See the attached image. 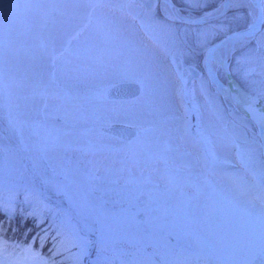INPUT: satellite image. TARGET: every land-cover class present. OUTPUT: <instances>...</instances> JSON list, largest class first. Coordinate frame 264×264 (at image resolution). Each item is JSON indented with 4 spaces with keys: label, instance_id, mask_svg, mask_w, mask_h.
I'll use <instances>...</instances> for the list:
<instances>
[{
    "label": "rangeland",
    "instance_id": "obj_1",
    "mask_svg": "<svg viewBox=\"0 0 264 264\" xmlns=\"http://www.w3.org/2000/svg\"><path fill=\"white\" fill-rule=\"evenodd\" d=\"M153 1L0 0V214L32 231L14 239L0 220V264H264L255 130L203 74L184 101L169 60L194 61L247 11L195 25ZM172 1L186 14L217 3ZM262 9L258 52L237 59L247 80L264 76ZM128 79L136 95H105ZM120 122L138 132L99 129ZM33 238L51 260L7 256Z\"/></svg>",
    "mask_w": 264,
    "mask_h": 264
},
{
    "label": "water",
    "instance_id": "obj_2",
    "mask_svg": "<svg viewBox=\"0 0 264 264\" xmlns=\"http://www.w3.org/2000/svg\"><path fill=\"white\" fill-rule=\"evenodd\" d=\"M136 1L140 3L141 5L151 7L153 4V0H131ZM256 10V18L254 21L250 20V22L245 25L244 27H241L237 30H232L229 32V34L225 35L223 39L230 38L231 36L240 35V34H249L251 31H254L255 28H257L261 22L262 17V9L261 5L264 4V0H253ZM157 2L165 7H168L167 10L171 14L170 19L172 20H178L184 23H198L202 21H207L208 19L217 17L219 14L224 12L225 9L229 6V0H219L218 4L207 11L203 13H199L197 15L192 14H185L182 13L177 5L172 2V0H157ZM218 43V42H217ZM232 46H230L231 48ZM230 50V49H229ZM218 55V54H217ZM216 55V56H217ZM214 56V60H216L218 63L222 64L223 72L226 75V85L227 92L225 93L226 96L232 101V103L236 104V106L243 112L247 113L250 118L253 120V122L256 124L257 134H259V142L261 144V151L260 154H262V164L264 169V123L260 119L261 114L257 113L256 110V104L254 103L253 108H249L245 101L243 99H240V97L237 95V93H230L232 89H234L232 83L236 85V88L240 91V93H244L246 95V92L242 90L237 83L230 77V73H228L227 66H226V60L224 58L219 56ZM170 60L174 63L176 72L178 76H180L181 86H182V93L185 99H187L186 93L188 89V80L189 76H181L179 75V65H178V57L177 56H171ZM140 84L138 81L135 80H118L114 83H108V85L105 87V95L110 98H128L129 96L132 97L136 95L140 91ZM236 89V90H237ZM244 98H246L244 96ZM99 129L101 131L112 133L113 136L117 138H122L124 140H129L131 136L133 137L138 130L132 125H127L124 123H110V124H100ZM136 217L138 219H143L144 213L138 212L136 214Z\"/></svg>",
    "mask_w": 264,
    "mask_h": 264
},
{
    "label": "flooded vegetation",
    "instance_id": "obj_3",
    "mask_svg": "<svg viewBox=\"0 0 264 264\" xmlns=\"http://www.w3.org/2000/svg\"><path fill=\"white\" fill-rule=\"evenodd\" d=\"M232 1L233 0H230L229 7L226 10H224L223 13L219 14L218 16L227 14L228 13V9H230V8H236V7L240 6L238 4H233ZM136 3H138V2H136ZM217 3H218V0H217ZM138 4H140V3H138ZM142 6H144V5H142ZM218 16L215 17V18L209 19L208 21L203 22V23H207L208 24L209 22H212L213 20L218 19ZM247 16H248V19H249L248 11H247ZM248 19L246 20V22H243V23L239 24L238 26H232L229 29L221 30V29H223L221 27V29L219 31V34L217 36L210 38L209 41L206 42V44H204L202 47H199L200 49H199V53H198L199 55H198L197 59H195L194 61H192L190 63L195 66L196 75L199 76L200 74H203V76H205L206 82L208 84V88L211 89V91H213V92L215 91L216 93H218L215 90L217 84L214 82L213 79H210L209 74L207 72V69H209L210 66L213 65L214 68H213L212 71H213V74H214L216 80L218 79V80L225 81L224 80L225 76H224V73L222 71L220 63L214 61L213 58H211V57L209 58V55L206 54L204 51L209 47V53H211V56L213 54H215L214 56H216L218 54L217 56H219V57L224 56L225 60H226V63H227L228 72L230 73V76H231V79H233L235 81V83H237L238 86L242 90H244L246 92V95L244 93L243 94L240 93V91L236 88L235 84L232 83L231 85H233V87L237 89L235 91H237V93L241 96V98L243 96L246 97L245 103L247 104V106L249 108L250 107L253 108L254 103H256L257 106H260L259 103L255 102L254 99H252V95L253 94L256 97L259 98L260 102L264 103V76L262 78L261 77H251L250 76L252 78V80L251 79L247 80L245 78V76H244V72H241V70L238 71L239 66H241V62H238L237 59L239 57H241V55H242V58L246 59L247 57H250L252 53L256 54L258 52V50H256L257 47L255 45V42H256L255 41V37H256L257 32L259 31L260 27H258L256 29V31L250 37L242 39L241 37L231 36L230 38H226V39L220 40V43H218V44H213L214 42H216L219 39H221V37H223L226 34H228L230 31H232L234 29L235 30L236 29H240V27L244 26L248 22ZM198 24H200V23H198ZM221 24H224V22L221 23ZM214 26H218V24L215 23ZM230 43L233 44V46H232L233 48L231 47L230 48V52L228 51L229 53H227L226 52V48H227V45L229 46ZM224 45H225V48H224ZM240 47L243 48L242 50H246L247 53L243 54V52H241L238 55H234L235 51L238 48H240ZM221 49L222 50L225 49V50L222 51ZM190 63H188V62L187 63L184 62V64L182 63L184 72L186 71L187 64H190ZM252 65H253V63H252ZM251 71L247 70V72H250V74H251ZM249 82H250V84H249ZM229 103L232 105V107L234 109V112H236L237 114H240V116L244 117L245 120H246V124H248L251 128H253V130H255V134H256L257 140L259 142V136L257 134L256 126L252 122L251 118H249V116L247 114L241 112L235 104H232L230 101H229ZM260 109L261 110H259V113L262 114V117H263V120H264V105L261 106Z\"/></svg>",
    "mask_w": 264,
    "mask_h": 264
},
{
    "label": "trees",
    "instance_id": "obj_4",
    "mask_svg": "<svg viewBox=\"0 0 264 264\" xmlns=\"http://www.w3.org/2000/svg\"><path fill=\"white\" fill-rule=\"evenodd\" d=\"M2 219V225H4V228H2L5 232L8 231V232H14L16 234H22V236L26 239V240H29L28 236L32 231H28L26 230L25 233H23V222L22 223H14L12 220L11 221H8L7 219L4 218V215H1L0 214V220ZM0 226H1V223H0ZM19 234V235H20ZM21 236V237H22ZM34 239V238H33ZM32 248H35L37 249L39 252V255H41L42 257H45L47 258L48 260H51V258L53 257V254H51V249L48 248V242L47 241H41L39 240L38 238H35L34 241L32 242ZM50 255H51V258H50Z\"/></svg>",
    "mask_w": 264,
    "mask_h": 264
},
{
    "label": "bare ground",
    "instance_id": "obj_5",
    "mask_svg": "<svg viewBox=\"0 0 264 264\" xmlns=\"http://www.w3.org/2000/svg\"><path fill=\"white\" fill-rule=\"evenodd\" d=\"M233 1H235V3L234 4H238V5H240V6H243L247 11H248V13H249V15L250 16H253L254 14H255V10H254V2H253V0H233ZM153 3H154V1H153ZM152 3V4H153ZM158 3V2H157ZM159 4V3H158ZM161 5V4H160ZM237 5V6H238ZM153 6V5H152ZM163 6V5H162ZM242 7V8H243ZM167 8L168 7H165V6H163V9H164V11H165V13L168 15V17H170L171 16V14L169 13V11L167 10ZM238 37V36H237ZM226 43V42H225ZM230 45V44H229ZM221 47V46H220ZM227 47H228V45H227ZM224 48H225V45H224ZM220 49V48H219ZM222 50V49H221ZM223 50H225V49H223ZM222 50V51H223ZM229 52H230V50H229ZM222 53V52H221ZM213 70V69H212ZM211 70V74H212V79L214 80V82L216 83V79H215V76H214V74H213V71ZM218 83H216L217 84V86H218V88L220 89V91H224V86H223V84H221L219 81H217ZM4 138V136H2V134L0 133V139H3ZM2 141V140H1Z\"/></svg>",
    "mask_w": 264,
    "mask_h": 264
}]
</instances>
